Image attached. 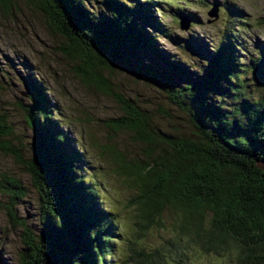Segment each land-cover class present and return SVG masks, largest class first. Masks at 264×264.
<instances>
[{"label":"trees","instance_id":"obj_1","mask_svg":"<svg viewBox=\"0 0 264 264\" xmlns=\"http://www.w3.org/2000/svg\"><path fill=\"white\" fill-rule=\"evenodd\" d=\"M109 1L107 14L89 11L86 0H0V10L7 14L13 3L24 2L39 13L46 27L63 40L62 55L79 62L74 74L77 70L83 79L92 80L119 106L121 116L112 121V129L126 131L142 144V161L123 163L117 158L134 191L141 229L168 230L171 238L169 246L131 251L139 256L138 264H181L189 248L230 256L234 264H264V103L257 104L259 108L242 106L240 119L235 112L228 116L219 104L195 99L198 88L174 89L171 84L186 80V73L158 51L154 61H147L153 39L124 5ZM111 65L141 81L165 85L169 102L187 112L193 134L176 137L162 132L135 104L114 94L107 80L97 75ZM212 74L220 84L217 72ZM214 83L208 82L209 87ZM30 87L28 106L18 109L36 134L33 158L23 160L7 148L4 140L10 128L0 114V152L22 166L39 198L40 228L34 234L13 212L25 190L16 179L0 176V194L8 200L5 217L21 228L17 264H109L115 223L87 197L88 186L77 176L75 160L65 155L64 136L49 129L50 108L42 101L40 87ZM184 96L191 99L188 107ZM165 212L174 218L168 227L162 221Z\"/></svg>","mask_w":264,"mask_h":264},{"label":"rangeland","instance_id":"obj_2","mask_svg":"<svg viewBox=\"0 0 264 264\" xmlns=\"http://www.w3.org/2000/svg\"><path fill=\"white\" fill-rule=\"evenodd\" d=\"M86 1L89 11L109 13V0ZM111 1L124 5L130 18L153 39L147 61H154L159 53L186 73V80L171 84L174 89L186 85L198 88L195 99L219 104L228 116L235 112L240 119L242 106L264 103V0ZM213 5L217 7L216 19L207 16ZM183 15L189 19L185 31L178 27ZM63 43L26 3H13L7 14L0 10V114L10 128L4 143L21 159L33 158L36 134L18 108L28 106L30 85H38L42 101L50 108L49 129L64 136L68 144L65 155L75 160L77 176L88 186L87 197L115 223L107 263L138 264L139 256L131 251L158 249L171 238L168 230L141 229L132 200L134 191L126 184L129 177L117 158L119 155L123 163L142 161V144L130 133L112 129V121L121 116L119 106L92 80L83 79L77 70L74 74L75 63L76 67L80 64L62 55ZM213 71L220 84L214 83ZM97 75L107 80L114 94L142 110L157 129L176 137L193 134L187 112L169 102L165 85L141 81L118 65L99 69ZM208 82L215 87H209ZM183 101L185 107L191 103L186 96ZM1 175L16 179L25 190L13 212L18 222L36 234L40 228L39 198L27 173L10 154L0 152ZM7 202L0 194V264H17L21 228L7 221L3 211ZM172 220L169 213L162 215L165 227ZM188 250L181 264H234L230 256Z\"/></svg>","mask_w":264,"mask_h":264},{"label":"water","instance_id":"obj_3","mask_svg":"<svg viewBox=\"0 0 264 264\" xmlns=\"http://www.w3.org/2000/svg\"><path fill=\"white\" fill-rule=\"evenodd\" d=\"M208 17L216 19L217 17V7L215 5L211 6L209 12L207 13ZM189 19L184 15L179 18L178 27L180 30L185 31L188 27Z\"/></svg>","mask_w":264,"mask_h":264}]
</instances>
